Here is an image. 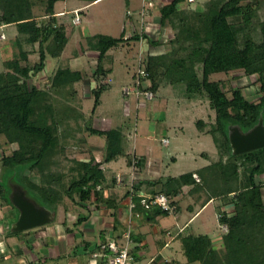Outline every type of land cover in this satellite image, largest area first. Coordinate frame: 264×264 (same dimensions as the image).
<instances>
[{
	"label": "trees",
	"instance_id": "1",
	"mask_svg": "<svg viewBox=\"0 0 264 264\" xmlns=\"http://www.w3.org/2000/svg\"><path fill=\"white\" fill-rule=\"evenodd\" d=\"M61 1L64 0H0V26L16 28L11 44L18 49L14 58L6 62V71L0 74V135L18 146L11 156L2 159V170L7 174L0 180V200L3 208L13 206L10 201L13 183L27 190L28 196L39 205L56 211L62 204L68 209L66 199L95 210H111L115 221L113 230L119 233L115 239H121L128 229L119 217L120 200L105 195L110 187L104 166L125 155V134L121 129L88 126L92 135L106 139L103 161L75 160L68 175L54 172L56 156L66 149L62 125L71 118V108L66 106L61 112L52 113L45 102V90L30 86L33 72L43 71L49 57L60 59L69 44L71 24H60L55 12L56 4ZM86 1L92 4L99 0ZM191 4L188 0L162 4L161 29L170 25L174 38L169 40L165 53H148L141 60V69L147 76L140 78L139 88L157 94L163 86H172L188 100H208L216 112V121L206 132L213 137L221 158L201 171L146 182L153 189L152 195L164 194L170 199L175 207L173 214L160 206L143 205L139 191L145 182H134L124 198L133 191L137 196L133 197L132 215L144 224L159 225L161 220L180 213L177 199L185 195L187 188L191 194L205 192L208 201L218 199L223 201V207L234 208L232 213L219 212L221 225L227 227L221 236L223 249H218L216 240L208 235L186 234L182 230L175 238L181 243L186 262L173 261V264H264V148L232 155L228 138L230 126L238 125L246 132L264 116V0H209L203 11ZM37 6L45 8L48 21L38 22L34 12ZM132 40H146L151 47L163 45L160 39L154 40L144 30L129 39L124 34L120 38L100 35L93 47L99 54L94 76L108 78L112 67L106 68L104 60L109 51ZM37 44L40 61L32 67L29 57L36 52L26 47L34 48ZM239 71L245 77H257L258 101L249 100L238 85L231 89L230 97L223 83L210 81L214 74ZM239 79L235 77L236 81ZM83 80L81 71L58 69L50 78L48 90L56 95L68 90L73 95L71 88ZM108 88L102 82L91 88L95 109L101 105V95ZM50 117L52 123H49ZM197 125L201 132L207 127L202 120ZM135 162L132 158L128 160L130 167ZM135 165L141 166V162L137 160ZM26 172L36 174L40 181L28 178ZM195 174L200 182L194 178ZM87 219L80 217L75 226ZM132 239L138 243L133 233ZM108 244V241L100 244L98 251L108 254Z\"/></svg>",
	"mask_w": 264,
	"mask_h": 264
},
{
	"label": "rangeland",
	"instance_id": "2",
	"mask_svg": "<svg viewBox=\"0 0 264 264\" xmlns=\"http://www.w3.org/2000/svg\"><path fill=\"white\" fill-rule=\"evenodd\" d=\"M161 1L155 0V3L153 1L151 3L150 0H102L81 10L79 13L81 23L77 25H74V19L72 20V17L76 16L74 11L67 15L64 11L85 7L88 1L59 2L56 5V11L62 12L58 14L61 15L57 18L59 23L70 22L71 24L69 44L60 59L49 57L43 71L33 72L30 80V86L45 90V102L52 108V113L57 114L66 106L71 108L69 109L71 118L67 124L62 125L64 134L62 142L66 145V149L56 156L57 164L53 167L54 172L68 175L70 168L75 165V160L95 158L97 161H103L106 139L92 135L87 129L88 126L101 130L121 129L123 131L125 155L105 165L104 169L109 190L112 189L110 196H116L122 204V211L119 212L120 219L127 229L131 228L132 233L133 229L136 231L137 226L144 225L140 218L133 215L131 217L128 207L130 198L128 200L124 198L137 177L145 179L148 175L147 177L153 179L152 181L161 178L166 180L169 177L201 171L221 158L213 137L206 132L211 130L216 121V112L210 107L208 100H188L183 97L182 92L172 86L160 88L151 101L146 100L145 97L138 99L134 93L128 95L124 93L125 89H134L137 75L142 68L141 60L148 53L156 51L151 52L148 41L132 40L110 50L104 60V66L112 67V72L108 78L94 76L99 54L93 47L100 35L120 38L124 34L129 39L142 33L144 27V32L151 38L160 39L165 46L168 45L169 40L174 38V31L170 25H167L164 30L161 29L158 11L162 7ZM207 1L198 0L191 5L194 9L203 11ZM145 10L150 12L147 18L143 16ZM34 12L39 23L49 20L43 6H37ZM1 29L2 27H0V36L5 34L7 40L0 42V74L6 71V62L12 60L18 52L17 47L11 44V40L17 33L16 28ZM26 48L34 49L36 52L29 57V63L34 67L40 61L39 45ZM58 69H72L83 73L84 80L71 88L73 95L68 90L61 95L48 90L51 85L50 78ZM235 77L240 79L236 81ZM210 81L223 83L230 97L231 89L238 85L243 88V93L249 100H259L260 84L257 83L256 76L245 77L244 73L239 71L230 74H214L210 77ZM100 82L108 84L109 88L102 93L101 105L95 109V97L91 88L97 87ZM201 120L207 124L204 132H201L197 125ZM52 122L53 119L50 117L49 123ZM165 139L169 141L167 144L163 143ZM17 148L16 144H10L5 136L0 135L1 181L7 174L6 170H2V159L5 156H11ZM131 158L140 161L141 166L130 167L128 160ZM224 160H227V157ZM25 176L35 182L40 181L34 173L26 172ZM200 197L203 198L201 202ZM208 198L205 192L193 196L187 194L184 198L177 199L182 208L180 217L171 215L163 221L161 227L155 225L158 226L156 229L148 228L152 232L161 228L165 232L170 230L175 234L177 226H184L202 208ZM65 201L68 209L65 208V204L59 206L57 219L53 224L13 234L11 226L18 221L19 211L9 205L3 208L0 200V264H71L75 259H78L80 264H105V257L93 258V253L97 251V243L103 244L106 241L116 240L115 235L119 234L112 230L115 223L112 211L103 209L99 212L86 205L80 206L69 199ZM223 204V201L217 200L207 210L202 211L193 220L191 227L186 230V234L208 235L216 240L218 249H223L221 236L227 232V227L222 226L219 220V212L225 210ZM189 205H193L195 210L193 213L187 209ZM229 211H231L229 213L234 211L233 206L229 207ZM80 217H88V219L80 226L81 228H76L75 223ZM63 226L74 229L75 238L81 243L68 248L60 242L62 235H49L51 238L47 234L40 236L41 238L38 235L46 231L52 234L54 229L55 234L57 230L61 233ZM146 230L144 229V233H147ZM66 237V243L71 244L73 235L67 234ZM35 238L38 242H43L41 246L56 245L58 253H54L52 249L39 253L41 248H37L33 243ZM20 240L26 243L29 250L35 252L36 257L40 255L39 262H31L27 255L16 250V247H21L18 246ZM168 240L170 237L167 232L159 237L148 234L145 245L138 247V244H134L132 249L141 264H165L167 260L186 262L181 243L176 241L173 245L164 247V243ZM121 243H125V240L123 239Z\"/></svg>",
	"mask_w": 264,
	"mask_h": 264
},
{
	"label": "crops",
	"instance_id": "3",
	"mask_svg": "<svg viewBox=\"0 0 264 264\" xmlns=\"http://www.w3.org/2000/svg\"><path fill=\"white\" fill-rule=\"evenodd\" d=\"M102 0H99V1H97V2H95V3H92V4H90L89 2H88V4L85 6V7H79V8H75L74 10H71V11H64V12H66V15L69 13H72L73 11H76V10H83L84 8H88L89 6H91V5H94V4H96V3H99V2H101ZM154 3H155V0H152ZM169 1H171V0H162L161 2H160V4L162 3H166V2H169ZM198 1V0H197ZM209 1V0H208ZM58 4V3H57ZM56 4V5H57ZM162 6V5H161ZM158 11H159V14H160V8L158 9ZM55 12H56V17L58 18V17H60L61 15H58L59 13H62V12H57L56 11V7H55ZM63 16V15H62ZM65 16V15H64ZM159 21H160V17H159ZM0 27H2V29L1 30H3V29H6V28H10V27H3V26H0ZM2 34V33H1ZM7 38V37H6ZM7 39H5V41H6ZM154 40H156V39H154ZM4 41V40H3ZM3 41H0V42H3ZM162 44L163 45H161V46H158V47H151L150 46V49L152 50L151 52H153V50H156L154 53H150V54H162V53H165L166 52V50H167V46H165V44H164V42H162ZM166 140V139H165ZM145 169V168H144ZM136 175H138V176H140V174L139 173H136ZM148 176V175H147ZM145 177V179H138V177L136 178V182H145L143 185H142V187L140 188V194L141 195H144V196H150V195H152V191H153V189H152V187H150L146 182H148V181H152L153 179H149L148 177ZM112 190V189H111ZM111 190H106V192H105V195L106 196H110V191ZM159 190V186L158 187H156L155 188V191L157 192ZM189 188H187L186 190H185V195L184 196H182L181 198H184L185 196H187V194L188 195H191V196H193V195H197V194H200V193H195V194H191V193H189ZM129 199V197L127 198V200ZM126 200V201H127ZM217 200L218 199H213V200H207L204 204H203V206H202V208L184 225V226H182V227H178L177 225V232L174 234V233H172L170 230L169 231H167V235L170 237V240H168V241H166L165 243H164V247H168V246H171V245H173L175 242H176V235H177V233H179L180 231H182V230H187L188 228H190L191 227V225H192V222H193V220L200 214V213H202V211H204V210H207L208 208H209V206L211 205V204H213V203H216L217 202ZM199 201L201 202V201H203V198L202 197H200L199 198ZM126 207V206H125ZM181 207V206H180ZM229 207L230 206H225V207H223L226 211H228V212H231V211H229ZM91 208H93V209H95V207H91ZM189 211H192V213L195 211L194 210V207H193V205H189L188 206V208H187ZM82 210H84V209H82ZM102 210L103 209H101V210H96V211H99V212H102ZM122 211V204H120V210H119V212H121ZM181 211H182V208H181ZM181 211H180V213L178 214V215H176L175 217H180L181 216ZM82 214H84V213H82ZM120 217V216H119ZM171 217V216H170ZM121 218V217H120ZM168 219V218H167ZM79 220V219H78ZM166 219H163V220H161L160 221V224L158 225L159 227H161L162 226V224H163V221H165ZM56 222V221H55ZM85 222H83L82 224H84ZM82 224H80V225H77V226H75L76 228H81L80 226L82 225ZM144 224V223H143ZM142 224V225H143ZM157 226V227H158ZM113 227H114V225H113ZM113 227H112V230H113ZM157 228L155 225H151V224H144L142 227H139V226H137V228H135V230L136 231H134V229H133V234H135L136 236H137V238L139 239L138 240V247H142L143 245H145V243H146V241H147V235L148 234H152L154 237H159V235H161V234H163L164 233V231L160 228L158 231H156V230H154L153 232H152V230L151 229H149V228ZM69 229V230H68ZM144 229H147L146 231H147V233H144ZM106 230H108V228H106ZM59 230H57V234H55L56 232H55V229L54 230H52V234H50L49 232H43V233H40V234H38L39 235V237L40 236H45L46 234L48 235V237H49V235H62L63 236V238H62V240H60V242L61 243H63L64 244V246L65 247H68V248H70V247H73L74 245H77V244H79V243H81L79 240H77L76 238H75V231H74V229H71L69 226H63V229H62V232L60 233V232H58ZM152 232V233H151ZM116 233V232H115ZM67 234H72L73 235V242L70 244L69 242L68 243H66V240H67V237H66V235ZM169 234H171V235H169ZM117 235V234H116ZM41 238V237H40ZM49 238H51V237H49ZM37 238H35V239H33V243L36 245V247L37 248H41L38 252L40 253V251H43V252H47V251H49V250H51L52 249V251L54 252V253H58V248H57V246L56 245H53L52 244V246L51 245H49V246H47V245H44V246H41L42 245V243L43 242H38V240H36ZM117 241H122L123 239L121 238V239H116ZM111 241V240H110ZM109 241V242H110ZM19 243H20V245H18V246H21L20 248L19 247H16V250L19 252V253H23V254H25V255H27V257H29V259H30V261L31 262H36V261H40V255H38L39 257H36V255L34 254L35 252L34 251H31V250H29V248L27 247V245H26V243L25 242H23V240H20L19 241ZM100 245V243H97V245H96V250L98 251V246ZM41 246V247H40ZM50 246H51V248H50ZM50 248V249H49ZM96 251V252H97ZM96 252H94L93 253V255L94 254H96ZM160 253V252H159ZM159 253L157 254V255H159ZM56 255V254H55ZM60 255V254H59ZM156 255V256H157ZM155 256V257H156ZM154 257V258H155ZM173 261H175V260H167V261H165V264H173ZM181 263H185V262H181ZM71 264H80V262L78 261V259H75L74 261H72V263ZM195 264H199V263H195Z\"/></svg>",
	"mask_w": 264,
	"mask_h": 264
},
{
	"label": "water",
	"instance_id": "4",
	"mask_svg": "<svg viewBox=\"0 0 264 264\" xmlns=\"http://www.w3.org/2000/svg\"><path fill=\"white\" fill-rule=\"evenodd\" d=\"M228 138L232 155H242L264 148V116L261 115L258 123L246 132L238 125L230 126ZM10 201L19 211L18 221L11 226L12 233L53 224L57 219L58 211L47 205H39L28 196L27 190L18 184L12 186Z\"/></svg>",
	"mask_w": 264,
	"mask_h": 264
},
{
	"label": "built area",
	"instance_id": "5",
	"mask_svg": "<svg viewBox=\"0 0 264 264\" xmlns=\"http://www.w3.org/2000/svg\"><path fill=\"white\" fill-rule=\"evenodd\" d=\"M197 0H188L189 3H196ZM152 3V0H150ZM154 3V2H153ZM76 14L73 22L74 24H79L81 23V18L79 16L80 10L74 11ZM143 16L145 18L150 16V12L148 10L143 11ZM145 28L143 27V30ZM5 34L0 36V41L4 40ZM138 78L136 80V86L134 87L133 90L130 89H125L124 93L125 94H131L134 93L138 99L141 97H145L146 100H153L155 98V94L152 91H142L140 90V78H144L147 76V73L145 72L144 69H140L138 73ZM169 141L164 140L163 143L167 144ZM137 164V161L135 162ZM134 166L136 167V165ZM194 178L196 179L197 182H200L201 179L200 177L195 174ZM137 195L134 194L132 191L130 198V204L128 205L131 217H132V210H133V197ZM143 197V205H145L146 208H149L150 206H160L164 211L169 212L170 214H173L175 211V207L171 205L170 199L164 195V194H156V195H150V196H142ZM170 235V234H169ZM122 239L125 240V243H121V241L117 240H111L108 244V254H101V253H96L93 255V258H99V257H105L106 258V263L105 264H141L137 257L135 256L132 245H134V241L132 239V231L131 228H129L122 236ZM123 241V240H122ZM154 259V258H153ZM150 264V263H149Z\"/></svg>",
	"mask_w": 264,
	"mask_h": 264
},
{
	"label": "flooded vegetation",
	"instance_id": "6",
	"mask_svg": "<svg viewBox=\"0 0 264 264\" xmlns=\"http://www.w3.org/2000/svg\"><path fill=\"white\" fill-rule=\"evenodd\" d=\"M10 185L13 186V183H11Z\"/></svg>",
	"mask_w": 264,
	"mask_h": 264
}]
</instances>
